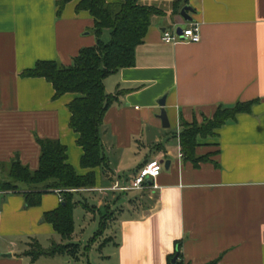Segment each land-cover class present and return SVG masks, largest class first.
I'll list each match as a JSON object with an SVG mask.
<instances>
[{
	"label": "crops",
	"instance_id": "0c3cea01",
	"mask_svg": "<svg viewBox=\"0 0 264 264\" xmlns=\"http://www.w3.org/2000/svg\"><path fill=\"white\" fill-rule=\"evenodd\" d=\"M57 1L0 0V166L18 159L36 171L37 140L63 144L77 175H95L92 188L74 192L73 217L79 208L86 221L99 219L98 228L75 255L33 258L34 245L47 252L66 244L44 218L61 206L60 195L48 191L30 207L23 191L0 192V264H58L64 256L77 263L79 252L89 255L94 247L100 255L87 264H169L177 244L183 264H264V0H140L162 15L152 18L134 66L104 78L105 92L117 96L100 134L107 171L81 168L67 109L79 95L54 100L51 83L20 76L43 61L69 67L96 44L93 18L76 12L80 0L59 16ZM186 6L200 41H162L163 30L188 27L179 15ZM109 35L103 30L102 41ZM164 97L165 129L158 118ZM247 102L250 113L198 139L194 153L203 161L184 159L182 122ZM152 160L163 169L170 164L143 189L121 190Z\"/></svg>",
	"mask_w": 264,
	"mask_h": 264
},
{
	"label": "trees",
	"instance_id": "16d2710c",
	"mask_svg": "<svg viewBox=\"0 0 264 264\" xmlns=\"http://www.w3.org/2000/svg\"><path fill=\"white\" fill-rule=\"evenodd\" d=\"M73 0H58L57 15L64 6ZM116 4H109L106 0H80L76 12H89L94 21V35L97 38L93 47L80 50L69 67L52 61L38 62L32 69L24 71L22 78H41L51 83L54 100L65 94H78L79 97L68 104L70 112L68 126L78 134L76 140L82 149L81 168L92 171L94 168L107 171L108 162L104 156L102 141L100 140L103 118L106 110L117 101V96L105 92L104 78L118 73L122 69L132 68L135 62L136 48L142 44L152 18L162 15L156 6L141 5L140 0H119ZM110 31V39H101L103 30ZM253 102L238 103L232 107H217L210 119L187 124L182 122L179 135L180 153L185 160L194 166L203 158L195 157L194 150L199 138L215 137V131L222 128L229 120L241 113H250ZM40 145V162L36 171H30L18 159L8 166H0V174L5 177L0 181V192L19 193L23 191L26 204L32 207L38 205L40 198L48 191L60 195L61 206L44 216L55 233L64 241L70 240L74 230L73 202L74 192L79 189H90L95 183L94 173L81 177L74 172L68 163L66 146L51 140H37ZM36 251H30L34 258L37 256L63 254L75 255L78 245L66 243L53 245L45 252L34 245ZM177 257L179 261V244L170 257L169 264Z\"/></svg>",
	"mask_w": 264,
	"mask_h": 264
},
{
	"label": "built area",
	"instance_id": "2783aa9c",
	"mask_svg": "<svg viewBox=\"0 0 264 264\" xmlns=\"http://www.w3.org/2000/svg\"><path fill=\"white\" fill-rule=\"evenodd\" d=\"M180 29V32L178 31ZM162 41L178 43L184 41L187 43H198L200 41L199 24L196 22L189 23L188 27L181 28L178 26L171 34L166 30L162 32ZM163 164L159 160H152L140 169L136 176L130 181L129 187H122L121 190H140L145 187L146 181L156 178L163 171Z\"/></svg>",
	"mask_w": 264,
	"mask_h": 264
},
{
	"label": "rangeland",
	"instance_id": "374dc122",
	"mask_svg": "<svg viewBox=\"0 0 264 264\" xmlns=\"http://www.w3.org/2000/svg\"><path fill=\"white\" fill-rule=\"evenodd\" d=\"M2 174H0V181L5 177ZM101 214H103V212H101ZM89 219L91 220L92 218L89 217ZM74 220H75L74 235L72 236L71 241L70 240H64L62 242V244L70 242V243L77 244L78 246L80 244V246H82V248H84L83 246L87 245L90 238L94 237V233L98 228L99 219H95V220L93 219V221L92 220L86 221L84 213L80 212V210L78 208V209H76V211H74ZM56 239L59 243H61L59 241V238H56ZM48 243L45 245H49ZM97 248H99V247H94L92 252L89 255L88 254L83 255L82 253L80 254V252H79V257H78L77 263L75 261H73L71 256H69V257L64 256V257L56 258L55 263L61 264V262L63 263L65 261H67V263H69V264H87V262H86L87 258H88L89 262H92L96 257H98L100 255V251ZM31 251H36V249L32 248Z\"/></svg>",
	"mask_w": 264,
	"mask_h": 264
},
{
	"label": "water",
	"instance_id": "95a60500",
	"mask_svg": "<svg viewBox=\"0 0 264 264\" xmlns=\"http://www.w3.org/2000/svg\"><path fill=\"white\" fill-rule=\"evenodd\" d=\"M192 13L193 12H192L191 8L186 6V7L181 9L179 15H180L181 18H183V20L185 22H189L190 23L193 20V18L190 17V14H192ZM178 31L180 32V29H178ZM164 104H165V97L158 102V105H159L160 109H162L161 112H160V115L158 116V118L161 121L162 127L165 129V128H168L170 126V124H168L167 115H166L165 110L163 109L164 108ZM169 164H170L169 161H167L164 164V169L167 170L168 167H169ZM176 258L177 257L173 258L172 264H175V262L177 261Z\"/></svg>",
	"mask_w": 264,
	"mask_h": 264
}]
</instances>
